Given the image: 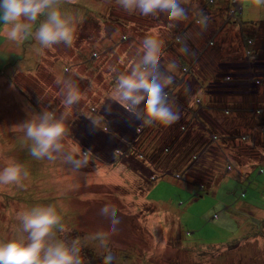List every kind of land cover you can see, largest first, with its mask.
I'll return each instance as SVG.
<instances>
[{"label": "rangeland", "instance_id": "obj_1", "mask_svg": "<svg viewBox=\"0 0 264 264\" xmlns=\"http://www.w3.org/2000/svg\"><path fill=\"white\" fill-rule=\"evenodd\" d=\"M179 3L186 9L187 18L174 22L172 28H169L166 14L145 17L139 12L128 13L117 0H72L66 4V9L79 14L81 7L87 5L85 12L88 8L97 9L108 22L100 24L90 14L87 19L83 17L71 46L61 43L42 48L33 39L17 44L0 36V168L7 160L14 159L24 164L30 173L22 180V186H0V241L20 235L18 213L36 205L53 204L62 211L65 226L71 228L76 220L77 229L87 231L83 232L88 233L84 236L80 232L73 233L71 239L80 238L82 244L94 249L91 258L94 264H102L106 250L116 257L115 264H264V153L259 155L256 151L258 141L264 142V129L255 126L252 134V119L247 127L239 126L237 119L223 120L231 136L236 137L243 130L247 135L252 134L249 140L231 141L232 144L253 143V148H245L244 154L233 159L232 164L223 162L226 159L221 152H211L199 169L209 174L213 167L216 179L203 188L188 175L176 178L174 162L178 160L174 157V162L162 153L153 157L152 154L165 144L163 133L170 125H144L134 117L126 115L123 119L117 114L113 121H108L104 114L106 105L115 111L112 101H117L114 89L118 75L126 74L133 62H138L145 36L158 34L165 51L164 57H160V67H163L161 64L167 67L173 61L177 64L178 55L190 62L185 70L177 67L174 72L178 79L172 75L170 81L172 85L177 84V88L170 95L164 94L166 102L174 110L178 109L177 122H187V116L192 119L205 114L202 122L215 123L209 118L211 112L206 115L207 112L200 110L202 104L191 108L196 99L203 103L208 97L205 95L209 85L205 71L210 76L219 70L222 53L235 57L241 51L242 34L232 20L240 23L250 20L249 13L252 16L255 13L256 19L264 18V14L257 10L247 12L250 0H231L233 14L227 11L225 0H218L210 8L213 13L218 12L215 15L210 14L206 0H179ZM239 9L235 16L234 12ZM197 11L212 19L224 16L229 22L224 27L222 21L216 20L219 29L211 30L208 25L201 28L196 23ZM184 27L186 32H181ZM179 32L182 39L172 49L167 41ZM193 32L197 37L195 41ZM229 42L233 47H226ZM182 47L186 48L183 53L179 51ZM251 60L253 73L247 74L251 79L257 78L256 74L264 78V56L260 59L253 56ZM255 61L259 63L254 64ZM259 69L261 74L254 72ZM69 78L78 85L81 99L68 118L69 133L63 142L69 151L89 152L87 165L78 170L63 156L55 160H37L30 156V141L24 139L23 133L10 129L32 112L47 110L57 116L64 112V82ZM200 79L204 80L202 84ZM194 88L199 89L197 95L187 101L186 97ZM221 88L224 101L235 108L250 94L264 95V80L250 88L238 83L234 88L221 84ZM105 119L107 123L101 128L105 129L103 135L109 137V144L94 136L101 130L98 124ZM214 119L217 121L216 116ZM229 124L235 130L232 131ZM199 125L204 127L203 123ZM242 126V130H236ZM110 129L118 136L111 135ZM137 134H140L138 138ZM193 138L194 135H190L187 140L192 143ZM232 144L227 150L230 160L232 154H237L231 147L241 146ZM200 154L190 158L188 166L194 164ZM143 159L146 162L142 164ZM176 174L181 175L180 172ZM198 175L203 179L199 172L194 174ZM105 205L116 208L119 223L114 233L110 231V221L100 213ZM255 220L258 226L256 222L253 224ZM253 232L256 234L254 241L245 238ZM97 234L103 238L106 248L101 247L100 239H85Z\"/></svg>", "mask_w": 264, "mask_h": 264}, {"label": "clouds", "instance_id": "obj_2", "mask_svg": "<svg viewBox=\"0 0 264 264\" xmlns=\"http://www.w3.org/2000/svg\"><path fill=\"white\" fill-rule=\"evenodd\" d=\"M71 2L0 0V36L17 44L33 39L42 48L61 43L71 46L76 26L83 20L82 15L64 7L65 3ZM117 3L125 12H139L145 17L166 14L169 28L175 26L174 22L187 18V11L179 0H117ZM250 3L255 10L264 9V0H250ZM238 12L236 10L234 15ZM195 15L197 25L206 28L208 17L200 11ZM141 48L138 62L134 61L126 74L118 75L114 96L127 113L144 125L159 123L168 126L179 119V114L165 100L166 84L160 72L161 41L158 34L146 35ZM179 51L183 53L186 48L182 47ZM177 67L173 61L167 65V70L174 72ZM64 87L66 91L62 104L65 111L59 116L47 110L32 112L26 120L12 125L10 129L23 133L24 139L30 141V156L37 160H55L57 156H63L78 170L87 165L89 152L78 149L69 151L63 141L69 133L68 118L72 115L73 107L79 103L81 94L71 78L64 82ZM150 99L154 100L151 105L148 103ZM106 108L107 105L103 107L104 111ZM106 118L108 121L114 119ZM29 174L24 164L9 159L0 168V186H22V180ZM100 213L110 221V231L114 233L119 223L116 208L105 205ZM17 219L21 225L20 235L15 239L0 241V264H84L82 241L80 238L66 237L62 211L56 205H36L18 213ZM85 239H100L101 247L106 248L99 234ZM115 260L111 251L106 250L102 264H115Z\"/></svg>", "mask_w": 264, "mask_h": 264}, {"label": "trees", "instance_id": "obj_3", "mask_svg": "<svg viewBox=\"0 0 264 264\" xmlns=\"http://www.w3.org/2000/svg\"><path fill=\"white\" fill-rule=\"evenodd\" d=\"M217 1L218 0H206L205 5L208 6L210 9L212 6L216 5ZM66 4H68V3H65L64 7L66 6ZM84 7H88V6L87 5L82 6L81 10L79 12V15H82V17H84L85 19H87V17H88L87 15L90 14V16H92L94 18V20L96 19L100 24H106L108 22V20L105 17H102V16H104V14L99 13L97 11V9L88 8L87 11L85 12ZM210 10L212 11V9H210ZM207 14H209V12ZM207 17L208 18L210 17L212 19V16H210V15H208ZM80 24L81 23L77 24L76 30H78L80 28ZM223 25H225V23H223ZM181 32H186L185 27ZM181 32H179L178 35L174 39L167 41L168 45L170 44L172 46L171 47L172 49L175 48V44L177 45L178 42H180V40L182 39V35H180ZM241 34H242L241 51H239L235 57L234 56L230 57L228 55H227V57H222L223 60L220 62L219 70L216 71V73H212V74H210V76H208V71H205V80H207V84H209L207 86L208 93L205 95L208 97H207V99L204 100L203 103H201V101L199 99H196L197 101L196 102L194 101L195 104L191 107V108L195 109V107L198 108L202 104V107H200V110L203 113H204V111L207 112L206 115L211 112L210 114L212 117H209V118H211L215 123H213V125H212L208 120H205L206 123L202 122V120H203L202 118H204L203 115H205V114H203L201 116L202 118L198 117V115H197V117L194 115L195 117L192 118L193 120L188 119L190 116H187V119L185 118L186 120H188L187 122H185L183 120L178 121V122L176 121V122L170 124V126L168 127V130L163 133V138L165 140V144L163 143V146H160V149L156 150L155 153L152 154L154 157L155 155L158 156V155H160V153H162L161 155L167 156V159H169V161H171V162L172 161L174 162V159H173V157H174L175 159L178 160L177 163L174 162V164L176 165L174 167L176 178L181 179L185 175H188L191 177V179L194 182L198 183L203 188L206 187V185L209 181L216 179L215 175L213 173L214 172L213 167H211L209 169V174H204L203 172H201L202 170L199 169L200 166L203 164V162L205 163L207 161V159H208L207 156L211 155L210 154L211 152H215V153L221 152L222 158L226 159L223 162H225V163L228 162V164H232L233 159L239 158L244 154V152L246 151L245 148H248V147L253 148V143L248 144V145H245V144H247V142H245L244 144L243 143L242 144H232V143L236 142L237 140H239V141H244V139L249 140L251 135L253 134L252 131H253V128L255 126H260V129H264V95L250 94V96H248L247 98L244 99V101H242V103L239 107H237L238 104L235 105L236 106L235 108H231V105H228L227 102L224 101L225 100L224 99L225 94L223 93V89L221 88V84L223 86L229 84L234 88L235 84L238 83L240 85L242 84L245 88H250L252 86V84L254 86L255 83L258 84V82H262L264 80V78H260L261 76L258 77L259 74H256L257 78H255L253 76L254 77L253 79H251V76L249 74H247L248 72L253 73L252 72L253 71V63H252L251 59H246V57H244V55H251V56L256 57V59L257 58L260 59V57L258 56V54L256 53V51L254 49L255 48L254 41L251 39V37L246 33V31H242ZM192 38H193V41H195V39H197V37L194 35V32L192 33ZM176 41H177V43H176ZM164 52H165L164 49L161 48V55H160L161 58L164 57ZM180 54H182V53H180ZM177 60H178V62H177L178 66H180V68L184 69V70L187 69L186 66H188L190 64V62L187 60V58H186V60H184V58H182L179 55L177 57ZM257 63H259V62L258 61L254 62V64H257ZM260 64H262V63H260ZM161 65H163V67H160V69H161L160 72L163 74L164 82L166 84V87L164 89V94L170 95L172 93V91H175V89L177 88V84L172 85V83L170 82L173 80L171 77H172V75H174L175 79H178V77H177L178 74L175 75V72H169L167 70L166 65H164V64H161ZM250 65L252 66L250 68L251 70L247 69V66H250ZM189 72H191V71H189ZM254 72L261 74L260 69L255 70ZM1 73H2V70L0 69V75H1ZM180 73H182V72H180ZM191 75L194 76V74H192V72H191ZM237 76H239V78ZM202 77H203V74H202ZM226 77H228V78H226ZM241 77H244V78H241ZM200 81L202 84V82L204 80L200 79ZM169 84H170V86H169ZM197 88L192 89L193 90L192 92L189 91L190 94H188V96L184 95V97L187 96L186 97L187 101L190 98L192 99V97L197 95V91L199 90ZM189 95H191V96H189ZM107 97H109V96H107ZM222 97H223V99H221ZM141 107H143V105H141ZM194 109L192 111H190L191 116L193 115L192 112L194 111ZM175 111H178V109ZM92 112H94V111H92ZM179 113H180V111H179ZM214 116L217 117V121H216V119H214ZM241 117H242V119H241ZM228 118H230L231 121L234 119L239 120V122H240L239 126L244 124V127H247L249 120L252 119L251 125H250V132L252 134L247 135L246 133H243V132H245L244 130L240 131L243 129V126H242V127H239L236 129V130L240 131L238 133V136H236V137L231 136L232 133L229 134L227 132L229 130L227 128L226 122H225V124H223V120L226 121ZM192 121H194V123ZM93 122H95V121H93ZM100 122H101L100 124H98V122H97V124L101 129L100 134L103 135V132L105 131V129H102L101 126H102V124L107 123V122H106V119H105V121H100ZM200 123H203L204 127H201L199 125ZM253 123H254V125H253ZM225 125H226V127H225ZM230 128L232 129V131L235 130L234 126H231ZM109 131H111L110 132L111 135L116 136V134L111 129ZM226 133H227V135H226ZM139 135L137 136V138L139 137ZM190 135H192V137L194 135V138L191 139L193 141L192 143L189 140H187ZM219 135H222V136L219 137ZM104 138L109 139V137H105V136H104ZM231 141H233V142H231ZM229 142H231L230 145L231 144L232 145H241L239 147H236V146L231 147L232 151L235 150V152H237L236 156L234 154H232L231 160L227 156V150H230ZM225 143H226V145H229V146H225L224 145ZM258 143H259V145H256V151H257V153H259V155H261L262 152L264 153V142L262 143V141L260 142V140H259ZM174 148H175V150H174ZM191 148H192V151H191ZM173 150H174V152L171 153ZM200 152H201V154L199 155V159H196L194 164H190L188 166L189 159L196 157V155H198ZM196 153H198V154H196ZM200 159H201V161H200ZM144 162H146V161L143 159L142 164ZM171 162H169V163H171ZM196 167L198 169H196ZM190 168L193 170L190 171ZM261 168H259V169H261ZM131 170L136 172L137 169L132 168ZM150 170H151V168H150ZM167 170H169V169H167ZM176 172H180L181 175L177 176L178 173L176 174ZM192 172H194V173H192ZM197 172H199L200 174L203 175V179H202V177H199V175H198V177L194 176V174ZM137 173H140V171L137 170ZM203 182H206V184ZM263 211H264V208H263ZM75 222H76V225L71 223V228L68 226H65L67 229V232L65 235L68 239L72 238L73 233L76 234L77 232L78 233L80 232L79 229H77V226L79 225V223L76 220H75ZM255 222L257 223L255 225L258 226L259 222H257L255 220V221H253V224ZM81 231L82 232H80V234L82 236L88 234V233H83V232H87V231H84L82 229H81ZM255 235L256 234H254V232H253V235L247 234V236L245 238H250V239H253V241H254ZM82 245L83 246H82L81 256L83 257L84 264H94L92 259H91L92 253H94V249L89 247L87 244L86 245L82 244Z\"/></svg>", "mask_w": 264, "mask_h": 264}, {"label": "crops", "instance_id": "obj_4", "mask_svg": "<svg viewBox=\"0 0 264 264\" xmlns=\"http://www.w3.org/2000/svg\"><path fill=\"white\" fill-rule=\"evenodd\" d=\"M226 1V4L228 5L227 7H228V9H227V11H230L231 10V0H225ZM241 3H242V1H241ZM243 4V3H242ZM208 7V6H207ZM250 10H252V13H253V11L255 10L253 7H252V5H250L248 8H247V12H249ZM244 11V10H243ZM258 11V13H261V14H264V9H262V10H257ZM216 13H218L217 11H215V13H213V11H210V14H213V15H215ZM238 16V13L237 14H235V16ZM255 13H254V16H252V15H250V13H249V15H248V17L250 18V20H243V21H241L240 23H236V21H233L232 20V23H234V27L235 26H237L236 27V29H240V33H242V31H246V33L251 37V39L254 41V46H255V51H256V53L258 54V56L260 57V58H262L263 56H264V18L262 17V18H255ZM216 20L218 21V20H220V21H222V23H226V21H228L229 22V20L227 19V18H225L224 16H218V17H213V19H211L210 17L208 18V26H209V28L211 29V30H214V29H219V28H221V27H219V26H217V23H216ZM225 20V21H224ZM230 22H231V20H230ZM215 23V26L213 25L212 26V24H214ZM212 27H211V26ZM216 27V28H215ZM224 27H225V25H224ZM232 29H235V28H232ZM204 36L206 37V35H205V33H204ZM197 41V40H196ZM225 43H228V42H226V41H224ZM230 43V42H229ZM220 44V43H219ZM218 44V45H219ZM232 44L230 43V44H228L226 47H228V46H230V47H233V46H231ZM222 57H227V55L226 54H223L222 53ZM208 60V59H207ZM224 62V61H223ZM113 102V104L115 105L114 107H115V111H112L111 110V116H112V118H115L114 117V114H117L118 116H122L123 117V119H126L125 117H127L126 115H129V113H127L125 110H124V108H123V106L120 104V103H118L117 101H112ZM112 104V103H111ZM129 116H131V115H129ZM132 117V116H131ZM111 118V119H112ZM125 122V124H126V126H130V124L129 123H127L126 121H124ZM132 127V126H131ZM134 134H135V132H134Z\"/></svg>", "mask_w": 264, "mask_h": 264}, {"label": "flooded vegetation", "instance_id": "obj_5", "mask_svg": "<svg viewBox=\"0 0 264 264\" xmlns=\"http://www.w3.org/2000/svg\"><path fill=\"white\" fill-rule=\"evenodd\" d=\"M239 11H240V9H239ZM85 135L88 136V132H87ZM119 135H120V134H119ZM89 136H90V135H89ZM94 136L99 137V138H97V139H99V140H104L107 144L110 143L109 139L104 138V136L101 135L99 131H98V133H96V135H94ZM81 138H82V137H81Z\"/></svg>", "mask_w": 264, "mask_h": 264}, {"label": "water", "instance_id": "obj_6", "mask_svg": "<svg viewBox=\"0 0 264 264\" xmlns=\"http://www.w3.org/2000/svg\"><path fill=\"white\" fill-rule=\"evenodd\" d=\"M104 114H105V116H106V117H108L109 119H111V118H112V116H111V111H110V109H109V108L105 109V112H104Z\"/></svg>", "mask_w": 264, "mask_h": 264}, {"label": "built area", "instance_id": "obj_7", "mask_svg": "<svg viewBox=\"0 0 264 264\" xmlns=\"http://www.w3.org/2000/svg\"><path fill=\"white\" fill-rule=\"evenodd\" d=\"M235 8H236V7H235ZM235 8H234V9H235ZM231 13H233V10H232ZM246 56H247L248 58H250V59L253 58V56H251V55H246Z\"/></svg>", "mask_w": 264, "mask_h": 264}, {"label": "snow or ice", "instance_id": "obj_8", "mask_svg": "<svg viewBox=\"0 0 264 264\" xmlns=\"http://www.w3.org/2000/svg\"><path fill=\"white\" fill-rule=\"evenodd\" d=\"M152 103H154V100H149V105H151Z\"/></svg>", "mask_w": 264, "mask_h": 264}]
</instances>
